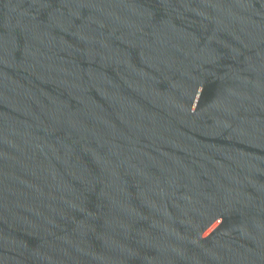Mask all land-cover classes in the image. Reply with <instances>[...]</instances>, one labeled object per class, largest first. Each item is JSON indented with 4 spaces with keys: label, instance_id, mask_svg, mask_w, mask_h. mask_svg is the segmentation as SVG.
<instances>
[{
    "label": "water",
    "instance_id": "obj_1",
    "mask_svg": "<svg viewBox=\"0 0 264 264\" xmlns=\"http://www.w3.org/2000/svg\"><path fill=\"white\" fill-rule=\"evenodd\" d=\"M0 264H264V0H0Z\"/></svg>",
    "mask_w": 264,
    "mask_h": 264
}]
</instances>
